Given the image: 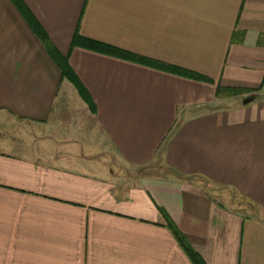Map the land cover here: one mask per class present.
Here are the masks:
<instances>
[{
  "label": "crops",
  "instance_id": "0c3cea01",
  "mask_svg": "<svg viewBox=\"0 0 264 264\" xmlns=\"http://www.w3.org/2000/svg\"><path fill=\"white\" fill-rule=\"evenodd\" d=\"M22 1L91 99L0 0V264H264V0Z\"/></svg>",
  "mask_w": 264,
  "mask_h": 264
},
{
  "label": "trees",
  "instance_id": "16d2710c",
  "mask_svg": "<svg viewBox=\"0 0 264 264\" xmlns=\"http://www.w3.org/2000/svg\"><path fill=\"white\" fill-rule=\"evenodd\" d=\"M16 7L19 9V11L22 13L24 18L28 21L30 27L34 31V33L37 35V37L40 39V41L44 44L46 47V50L52 60L56 63L58 68L60 69L61 75L68 80H70L73 85L76 87L78 93L84 97L86 100L90 102V94L83 85L82 81L76 74V72L73 70L69 63L68 55H62L49 41L45 30L43 27L37 22L33 14L29 11V9L26 7L24 2L22 0H12ZM75 46H81L85 47L91 50H95L98 52L106 53L112 56L124 58L127 60H131L137 63H142L148 66H152L161 70H165L171 73L179 74L185 77L193 78V79H204V77L193 73L191 71H187L185 69L161 63L158 61H155L153 59H150L148 57H143L140 55H136L134 53L125 51L120 48H116L114 46H110L101 42H98L96 40L88 39L85 37H82L77 29L75 30L72 40L70 43V48L72 49ZM242 89L238 88H216L215 94L223 93L226 95L235 94L241 92ZM91 108H93V104L90 103ZM167 226L171 230L172 234L174 235L176 241L178 244L182 247V249L185 251V253L189 256L193 264H204V262L194 253L192 252L189 247L187 246L184 238L180 234V232L170 223L169 220H167Z\"/></svg>",
  "mask_w": 264,
  "mask_h": 264
},
{
  "label": "rangeland",
  "instance_id": "374dc122",
  "mask_svg": "<svg viewBox=\"0 0 264 264\" xmlns=\"http://www.w3.org/2000/svg\"><path fill=\"white\" fill-rule=\"evenodd\" d=\"M151 167V166H150ZM236 202H239L241 204V206H250L248 205L245 201H243V199L237 198L235 200Z\"/></svg>",
  "mask_w": 264,
  "mask_h": 264
},
{
  "label": "water",
  "instance_id": "95a60500",
  "mask_svg": "<svg viewBox=\"0 0 264 264\" xmlns=\"http://www.w3.org/2000/svg\"><path fill=\"white\" fill-rule=\"evenodd\" d=\"M248 100V98H246V97H243L242 98V102H245V101H247Z\"/></svg>",
  "mask_w": 264,
  "mask_h": 264
}]
</instances>
